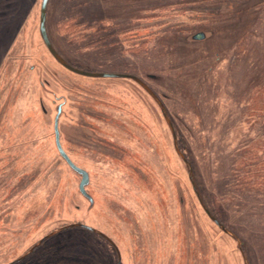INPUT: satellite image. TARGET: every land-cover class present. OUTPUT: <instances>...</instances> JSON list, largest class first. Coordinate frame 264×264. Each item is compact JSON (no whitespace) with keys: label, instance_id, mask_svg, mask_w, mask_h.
Here are the masks:
<instances>
[{"label":"rangeland","instance_id":"rangeland-1","mask_svg":"<svg viewBox=\"0 0 264 264\" xmlns=\"http://www.w3.org/2000/svg\"><path fill=\"white\" fill-rule=\"evenodd\" d=\"M40 4L0 0V264L73 223L111 238L121 264H264V0H48L46 31L61 57L87 72L135 73L164 114L126 78L63 69L39 36ZM160 4L124 33L129 9ZM71 15L76 24L62 25ZM58 102L59 141L88 173L92 205L54 144ZM116 259L97 234L72 228L17 264Z\"/></svg>","mask_w":264,"mask_h":264},{"label":"water","instance_id":"water-1","mask_svg":"<svg viewBox=\"0 0 264 264\" xmlns=\"http://www.w3.org/2000/svg\"><path fill=\"white\" fill-rule=\"evenodd\" d=\"M47 2L48 0H41V4H40V10H39V25H38V31H39V35L40 38L42 40L43 45L45 46V48L47 49L48 53L52 56V58L59 64L61 65L63 68H65L66 70L76 74V75H80V76H84V77H89V78H128V79H132L135 82H137L138 84L141 85V87H143L148 94L151 95V97L157 101L159 107L161 108V111L164 114V108L163 106L158 102L156 96L153 94V92L151 90H149V88H147L138 78L132 76V75H126V74H112V73H99V72H87V71H83V70H79L77 68H74L72 66H70L57 52L56 50L53 48V46L51 45L48 36H47V32H46V26H45V21H46V8H47ZM202 40L205 39V35L203 34H197L195 36H193V40ZM60 111H57V114L54 118V138H55V146L56 149L58 151V154L60 155V157L64 160V162L67 164V166L73 171L75 172L77 175L80 176V181L78 184V191L79 193L86 199L88 200V202L90 203V205H92L93 200L92 198L86 193L85 191V187L88 185L89 182V176L88 173L77 167L76 165H74L72 163V161L69 159V157L65 154V152L63 151L62 147L59 144V139H58V130H57V118L59 115ZM165 120L167 122V125L170 129L174 144L176 143V135H175V131L170 123V121L168 120V118L165 117ZM184 160V159H183ZM198 195V194H197ZM200 200V199H199ZM201 203V201H200ZM201 207L204 210V212L206 213V215L208 216V218L219 228L221 229L224 233L232 236L233 238H235V236L228 230H226L221 223L214 218L210 212L203 206V204L201 203ZM72 228H83L86 229L88 231H91L101 237L106 238L105 235H103L101 232L96 231L95 229L80 224V223H73V224H68L65 225L59 229H57L54 232H51L49 234H47L46 236L42 237L36 244H34L33 246H31L24 254H22L21 256H19L18 258L12 260L11 262L7 263V264H17L18 262L22 261L23 259H25L29 254H31L37 247H39L43 242H45L46 240H48L49 238H51L52 236H54L55 234L62 232V231H66L68 229H72ZM107 239V238H106ZM108 240V239H107ZM109 241V240H108ZM111 244L113 245V247L115 248L116 252H117V256H118V262L117 264H120V256H119V252L116 248V246L111 242ZM245 258V256H244ZM245 263L246 262V258L244 259Z\"/></svg>","mask_w":264,"mask_h":264},{"label":"flooded vegetation","instance_id":"flooded-vegetation-1","mask_svg":"<svg viewBox=\"0 0 264 264\" xmlns=\"http://www.w3.org/2000/svg\"><path fill=\"white\" fill-rule=\"evenodd\" d=\"M154 1V0H153ZM162 1V0H161ZM165 9V7L163 6V4H160V5H158L157 7H150V8H133V9H129L130 11H131V13L132 12H135V14H134V16H131L130 18H129V22H130V27L128 28V30L126 29V31L125 30H123L124 31V33H128V32H130V31H132V30H134V29H136V27L139 25V23L140 22H142L143 20H145V18H146V16L145 15H152V14H154L155 13V11L157 12L158 11V13H160V11H162V10H164ZM142 10V11H141ZM146 10H149L150 11V13H146L145 11ZM137 11H140V12H142L143 14H140V12L139 13H137L136 14V12ZM98 24H103V22H100L99 21V23ZM38 25H39V22H38ZM74 25V24H73ZM81 25H84V24H80L78 27H83V26H81ZM93 27L95 26L94 24H91ZM46 26V25H45ZM91 26V28H93ZM151 27H153V26H151ZM86 30V29H85ZM88 30H90V28H88L87 29V31ZM39 32V31H38ZM47 32V31H46ZM40 36V35H39ZM47 36H48V34H47ZM87 36H89V35H87ZM87 36H85V37H87ZM48 39H49V37H48ZM42 41V40H41ZM49 41H50V39H49ZM50 43H51V41H50ZM139 43H141V42H137V40H134V41H132V43L129 45V48L130 49H132V48H135V47H138L139 46ZM143 43H147V41L146 40H144L143 41ZM51 45L53 46V43H51ZM110 47H111V44L109 45ZM45 47V46H44ZM53 48H54V46H53ZM55 49V48H54ZM47 50V49H46ZM56 50V49H55ZM48 52V51H47ZM56 52H57V50H56ZM58 54H59V52H57ZM49 54V53H48ZM125 54V52L124 53H121V55L123 56ZM50 55V54H49ZM60 55V54H59ZM51 56V55H50ZM61 56V55H60ZM52 57V56H51ZM63 58V57H62ZM64 59V58H63ZM127 59L128 60H130V61H133V60H135L136 59V56L134 55V54H132V52L131 53H128V56H127ZM65 60V59H64ZM66 61V60H65ZM67 62V61H66ZM68 63V62H67ZM69 64V63H68ZM70 66H72L71 64H69ZM61 66V65H60ZM62 67V66H61ZM73 67V66H72ZM63 68V67H62ZM75 68V67H74ZM63 69H65V68H63ZM66 70V69H65ZM79 70H81V69H79ZM66 71H68V70H66ZM84 71V70H83ZM68 72H70V71H68ZM70 73H72V72H70ZM102 73H112V74H126V75H132V76H134V77H136V78H138L147 88H149V86H148V83L145 81V80H143V79H141V78H139V76L138 75H136L135 73H127V72H102ZM72 74H74V73H72ZM76 75V74H75ZM80 76V75H79ZM144 76L146 77V76H148V73H146V74H144ZM99 79H101V78H99ZM103 79V78H102ZM105 79H115V78H105ZM121 79H123V78H121ZM126 79H128V78H126ZM125 78H124V80H126ZM126 82H130V83H132V84H135L137 87H139L150 99H151V97H150V95L148 94V92L143 88V87H141V85L140 84H138L137 82H135L134 80H132V79H128ZM149 90H151L150 88H149ZM152 91V90H151ZM153 92V91H152ZM63 102H58L56 105H55V115H54V118H55V116H56V114H57V111H60V113H59V115H58V118H57V130H58V139H59V136H60V133H59V129H58V121H59V118H60V116H61V114H62V107H63ZM149 107L151 108V111L153 110L152 109V104H149ZM78 110L79 111H81L83 114H85L86 116H92V117H96V118H99V119H102V120H104V121H108V119H109V115L107 114V113H105V112H102V111H94V110H92V109H90L88 106H85V105H78ZM147 117H148V115H147ZM54 118H53V135H54ZM84 130H85V128H83ZM83 130V131H84ZM91 130H89L88 131V141L89 142H87V146H92V142H90V141H92V139H91V136H93V134L90 132ZM90 132V133H89ZM54 144H55V138H54ZM59 144H60V141H59ZM91 144V145H90ZM60 146H61V144H60ZM95 146V145H94ZM96 148H99V147H97V146H95ZM63 149V148H62ZM100 149H102V147L100 148ZM57 150V149H56ZM64 151V150H63ZM58 152V151H57ZM65 152V151H64ZM65 154L67 155V153L65 152ZM68 156V155H67ZM69 157V156H68ZM69 159H70V157H69ZM71 160V159H70ZM72 161V160H71ZM73 163V162H72ZM74 164V163H73ZM74 165H76V164H74ZM77 166V165H76ZM77 167H79V166H77ZM79 168H81V167H79ZM81 169H83V168H81ZM84 170V169H83ZM89 176V175H88ZM79 179H80V176H79ZM86 188V187H85ZM86 191V190H85ZM86 230V229H85ZM87 232H90L91 233V231H88L87 230ZM93 233V232H92ZM102 233V232H101ZM103 235H105L106 236V238L109 240H107L106 238H104V237H101V236H99L100 238H101V240H103L105 243H107L109 246H111L112 248H113V250H114V252H115V254H116V263L115 264H117V262H118V256H117V252H116V250H115V248L113 247V245L111 244V242L115 245V243L111 240V238H109L106 234H104V233H102ZM116 246V245H115ZM116 248H117V246H116ZM117 250H118V248H117ZM118 252H119V250H118ZM120 254V253H119ZM120 256V255H119ZM120 264H121V261H120Z\"/></svg>","mask_w":264,"mask_h":264},{"label":"trees","instance_id":"trees-1","mask_svg":"<svg viewBox=\"0 0 264 264\" xmlns=\"http://www.w3.org/2000/svg\"><path fill=\"white\" fill-rule=\"evenodd\" d=\"M76 18H79V16L71 15L69 18H67L66 20L63 21L62 25H63V24H69V25H70L71 23L76 24V20H77ZM64 27H65L67 30H68V28L70 29V26H68V27L64 26ZM74 29H75V26H73V28H72V30H73V32L71 33L72 35L75 33V30H74ZM72 30H71V31H72ZM2 167H4V165H3ZM2 169H3V168H2ZM2 169H1V170H2ZM2 171H3L4 174L6 175L5 171H4V170H2ZM37 175H38V174L35 173V176H36V177H37ZM30 178L33 179L32 176H31ZM0 179H1V178H0ZM3 183H4V181H3ZM1 184H2V181H1ZM1 184H0V185H1ZM11 194H12V193H11ZM11 194H10V195H11ZM10 195H9L8 192H7V195H6L7 198L5 199L6 201L9 200Z\"/></svg>","mask_w":264,"mask_h":264},{"label":"bare ground","instance_id":"bare-ground-1","mask_svg":"<svg viewBox=\"0 0 264 264\" xmlns=\"http://www.w3.org/2000/svg\"><path fill=\"white\" fill-rule=\"evenodd\" d=\"M196 257H197V256H196ZM196 257H195V258H196Z\"/></svg>","mask_w":264,"mask_h":264}]
</instances>
